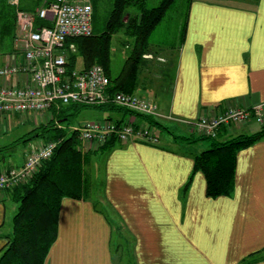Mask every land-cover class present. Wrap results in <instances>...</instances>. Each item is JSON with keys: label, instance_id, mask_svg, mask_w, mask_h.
<instances>
[{"label": "crops", "instance_id": "obj_1", "mask_svg": "<svg viewBox=\"0 0 264 264\" xmlns=\"http://www.w3.org/2000/svg\"><path fill=\"white\" fill-rule=\"evenodd\" d=\"M16 49L3 55L1 65L21 60ZM164 52L176 53L169 60L173 65L146 56L139 75L149 73V88L144 79L134 93L155 101L180 125L226 107L262 106V122L223 127L220 137L261 129L264 0H192L184 41L174 49L165 46ZM58 112L53 108L0 119V172L22 166L49 140L37 134L27 144L19 141L23 136L48 123L66 127L56 121ZM116 114L105 117L135 120L131 113ZM209 147V142L161 133L156 144L115 141L111 151L93 153L90 163L103 162L101 191L93 200L89 163L90 195L63 199L58 237L45 264H264V138L237 154L235 189L228 196L209 197L203 172L194 170L195 155ZM14 191L0 190V251L18 208Z\"/></svg>", "mask_w": 264, "mask_h": 264}, {"label": "trees", "instance_id": "obj_2", "mask_svg": "<svg viewBox=\"0 0 264 264\" xmlns=\"http://www.w3.org/2000/svg\"><path fill=\"white\" fill-rule=\"evenodd\" d=\"M52 1L0 0V46L10 40L13 47L8 53L17 48L15 40L19 9L35 10ZM175 2L176 0H161L158 5L148 7L145 0H114L104 31L99 34L93 32L90 36L72 40L76 44V50L68 52L69 70L77 67L79 57L83 60V69L96 63L101 64L110 79V92L134 93L139 81L140 62L144 54L150 51V37ZM93 3L94 19L99 0H93ZM132 5H138L140 10L131 12L129 8ZM186 14L180 29L181 43L186 36L189 8ZM36 25H49V23L38 18ZM121 30L134 39V47L120 73L114 75L111 69L112 43L114 35ZM87 107H96L108 113H124V115L131 112L111 101L101 105L72 103L59 110L56 121L63 123ZM137 117L159 128L164 127L151 115L138 113ZM67 128L60 129L56 123H48L36 128L31 132V136L24 138L26 141L41 134L42 129L44 131L56 129L57 132L49 136L48 141L58 140L59 145L52 157L41 165L27 183L15 188L14 195L18 208L13 218V229L6 236L7 243L0 251V264H45L51 247L58 237L59 214L63 199L83 198L90 195L91 180L88 174L85 175V166L90 163V156L98 150L82 152L77 133L70 132ZM220 131L221 129L217 137L177 136L182 141L188 142L209 141L210 147L194 158V170L203 172L207 181L206 194L209 197L228 196L233 193L237 154L264 138V124L259 131L237 134L226 139L220 137ZM114 145L115 141L110 140L99 150L109 152ZM189 183L185 189L188 188Z\"/></svg>", "mask_w": 264, "mask_h": 264}, {"label": "built area", "instance_id": "obj_3", "mask_svg": "<svg viewBox=\"0 0 264 264\" xmlns=\"http://www.w3.org/2000/svg\"><path fill=\"white\" fill-rule=\"evenodd\" d=\"M49 25H36L37 19ZM93 34L91 0H53L40 6L36 13L17 11L15 44L22 54L17 63L0 67V119L18 113H43L60 110L72 103L101 105L109 101L131 112L161 116L158 104L136 93L110 92V79L101 64L86 69L68 68V52L76 50L72 41ZM16 79L15 83L11 80ZM130 112V113H131ZM174 119L175 117L167 116ZM255 119L263 121L262 106L251 109L226 107L217 114H204L195 120H184L203 134L217 137L223 127L240 125ZM176 120V119H175ZM81 143L101 147L110 140L118 143L142 141L151 144L160 137L149 124L101 119L86 121L74 127ZM59 145L50 140L31 152L20 167H9L0 172V190H12L27 183L50 159Z\"/></svg>", "mask_w": 264, "mask_h": 264}, {"label": "rangeland", "instance_id": "obj_4", "mask_svg": "<svg viewBox=\"0 0 264 264\" xmlns=\"http://www.w3.org/2000/svg\"><path fill=\"white\" fill-rule=\"evenodd\" d=\"M139 1V0H138ZM161 0H145L146 5L148 7H153L156 6L160 3ZM189 1L190 0H176V2L173 4V6L169 9L167 12L166 16L164 17L163 21L161 24L156 28V30L153 32L152 36L150 37V51L147 54H144L142 60L140 62V69L139 73L143 71L144 66H142L144 60H146V56L149 57L151 60H156V56L163 57L161 60L164 61H159L163 65L170 64L171 62L169 61L171 57L175 58L176 53H162L163 48L165 46L171 47V49L177 48V46L181 42V32L180 29L182 27L183 22L185 21L186 13L189 8ZM114 0H99V5L98 9L95 12L94 19H93V32L95 34H99L102 31H104L106 27V22L107 19L110 15L112 5H113ZM18 4V1L16 2ZM92 7H93V14H94V3L93 0H91ZM40 7V6H39ZM37 7L35 10H27L32 13H36ZM129 10L131 12H138L140 10V7L138 5H132L130 6ZM13 43L12 41H6L2 46H0V67H2L5 64H2L3 60V55L8 53V51L12 50ZM134 47V39L131 38L130 36L126 35L123 33V31H119L116 33L113 37V43H112V56H111V69H112V74L117 75L120 73L122 68L125 65V62L127 60V57L130 56L132 50ZM161 47V48H159ZM159 52V53H158ZM155 53H157L155 55ZM156 57V59H154ZM153 58V59H152ZM151 61H149L150 63ZM10 64V63H9ZM173 65V63H171ZM78 67L82 68L83 67V60L81 57L78 58ZM169 75L166 77V84L172 83L173 79V67L168 69ZM144 72V71H143ZM144 73H141L139 75V81L144 80V88H149V73H146V75H143ZM159 106V105H158ZM160 110V108H159ZM161 116H153L158 120L164 127L159 128L158 126L150 124L146 120H140L137 117V112H131V114L135 117V120L132 122L139 123L143 122L145 124H149L153 128V130L158 134V136H161V133H172L176 136H207L206 134H203L204 132L200 131L198 128H193L190 127L188 124L182 123L181 125L176 122L177 120L168 118L163 114V111H161ZM111 114L113 116H117L116 113H108L105 112L99 108L96 107H87L81 109L78 113L74 114L70 119H67L63 123L65 124L66 127L70 132L73 131L74 127L82 126L86 121H91V120H101V119H106V115ZM105 117V118H101ZM175 120V121H174ZM69 125V126H68ZM181 127V128H180ZM47 132V134H45ZM57 132L56 129H51L48 131L41 133V137L43 138H49L52 134H55ZM24 137L19 140L24 141ZM32 138L27 139L25 143L29 144ZM203 142H209L208 140H202ZM46 143V142H45ZM19 145V144H18ZM80 145V144H79ZM82 148L88 149L90 152H94L96 150H99L100 147H97L95 144H89V143H81ZM3 150V147L0 148V151ZM103 155V154H101ZM102 159V158H101ZM100 160V159H99ZM101 163H98L102 167V161ZM96 161L93 160L89 165L88 168H91L92 173V199H95V196L97 195V192L99 191V188L102 187L104 178L102 179V175L104 174L103 167L100 168L99 165L95 164ZM97 167V168H96ZM95 171V172H94ZM103 171V172H102ZM97 189V191H96ZM101 191V188H100ZM100 195V196H99ZM15 196V195H14ZM99 197L102 195L98 194Z\"/></svg>", "mask_w": 264, "mask_h": 264}]
</instances>
